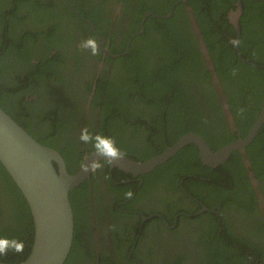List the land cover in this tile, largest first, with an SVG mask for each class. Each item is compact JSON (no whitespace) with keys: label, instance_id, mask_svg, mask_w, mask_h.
<instances>
[{"label":"trees","instance_id":"1","mask_svg":"<svg viewBox=\"0 0 264 264\" xmlns=\"http://www.w3.org/2000/svg\"><path fill=\"white\" fill-rule=\"evenodd\" d=\"M65 1L78 10L84 19L93 22L97 33L105 35L95 18L93 0ZM176 1L178 0H166L162 9H157V5L151 4L150 0H124V4L132 6L133 27L124 37L119 49H115L114 42L110 41L109 51L113 55L123 53L129 36L140 31L144 12L166 15ZM236 1L186 2L193 12L213 62L220 91L234 119L235 130L229 128L225 119L219 95L212 87L211 76L204 66L188 16L183 11V4H177L168 18L148 16L143 24V33L136 35L130 42L129 53L115 58L108 57L113 66V76L106 81L99 77L96 82L95 94L98 91V95L103 96V103L124 104L117 107L123 110L127 118L135 121L129 125L131 135L137 134L148 143L156 138L162 142L158 151L146 154L122 149L126 157L138 162L145 161L164 151L163 142L172 146L180 136L188 132L201 136L212 151L247 134L264 103V0H240L243 13L239 20L240 36L237 46L231 42L236 35L227 18L229 10L235 9ZM68 5L62 0H0V108L41 145L58 151L65 161L68 173L74 174L82 162L83 153H76V158L72 159L67 147L61 149L50 143L49 138L34 133L27 123L33 102H26L24 98L26 94H38L40 85L53 82L51 77L62 83L68 75H74V68L71 74L67 70L58 73V66L55 64L60 56L50 54L59 45L58 32L65 24L53 10L61 8L60 11L71 20H79ZM80 22L86 24L82 20ZM93 35L91 31V36L94 37ZM53 38L56 40H52ZM33 59L36 63H32ZM74 62L75 60L72 66L76 65ZM104 87H109V92ZM200 88L212 100L208 110L203 111L194 102V92ZM6 99L13 101L12 107L6 105ZM35 119V123L44 124L49 132L62 133L58 117L52 113L40 114ZM142 119H158V122L152 123V128L144 129ZM103 130H109V127L101 125L100 131ZM245 155L264 197V124L246 147ZM176 166L187 170L183 175L195 176L185 178L187 186L186 183L184 186L188 192L208 209L214 210L201 215L209 219L205 237L208 240L211 235L214 236L210 244L205 246V261L209 264H264V241L262 244L250 243L237 237V246L225 242L229 238L235 239L229 226H225L228 218L222 209L228 206H234L239 215L254 218L256 233L264 239L261 207L241 153L234 151L224 163L211 168L201 163L197 147L188 145L166 163L157 166L151 175L157 176L166 170L173 171L172 168ZM98 172L100 171L96 170L91 173L92 181ZM113 172L119 180L131 178L120 170L113 169ZM199 173L210 180L196 178ZM78 191L87 193L88 180L69 192L74 232L69 254L63 264H72L76 237L80 231L77 207L73 200L74 193ZM220 216L224 217V225H221ZM221 228L226 231V239L220 234ZM0 238L16 239L24 243L22 253L9 251L6 256H0V262L10 264L23 261L29 255L34 240L30 209L1 163ZM216 245L220 248L214 247Z\"/></svg>","mask_w":264,"mask_h":264},{"label":"flooded vegetation","instance_id":"2","mask_svg":"<svg viewBox=\"0 0 264 264\" xmlns=\"http://www.w3.org/2000/svg\"><path fill=\"white\" fill-rule=\"evenodd\" d=\"M62 1L68 5L65 0ZM165 1L150 0V3L157 5V9H162ZM93 2L95 18L105 35L97 33L94 23L84 19L70 4L68 5L71 7L70 10L78 15L79 20L76 18L71 20L67 14L60 11L61 8L53 10L65 24L63 23L58 32L59 45L51 50L50 54L60 56L55 64L58 66V73L67 70L71 74L73 68L75 72L72 76L68 75L66 81L62 83L51 77L53 82H42L44 84L40 85L38 94L24 95L26 102H33L27 123L34 133L49 138L50 143L61 149L67 147L72 159L76 158V153H83V159L86 154L94 151L90 144H83L79 140L81 129L85 127L93 134L100 133L113 138L117 136V145L133 153L146 154L149 151H158L162 143L159 139L148 143L141 136L130 134L129 125L135 121L127 118L123 110L117 107L124 104L103 103V96L98 95V91L95 94L99 77L106 81L113 76V66L108 59L113 55L109 51L110 41L114 42L115 49H119L124 37L133 27L131 23L134 17L132 6L124 4V0ZM186 2L187 0L179 3L183 4L185 14L191 9ZM80 20L89 28L81 24ZM91 31L94 37L91 36ZM135 33L133 32L127 40L129 47ZM89 38H94L98 42V54L95 56L91 55L90 49L80 47ZM125 50L120 54L123 55ZM39 52L40 50L37 51ZM74 60L76 65L72 66ZM32 63H36L35 59ZM104 89H108L109 92V87ZM214 89L216 91V87ZM217 94L219 95L218 92ZM12 102L11 99H6L7 106L12 107ZM34 102L36 109L33 108ZM194 102L203 111L212 105V100L203 88L194 92ZM46 112L58 117V126L62 127L61 134L49 132L44 124L35 123V117ZM142 120L144 129L152 128V123L158 122V119ZM101 125L104 128L109 127V130L100 131ZM162 147L165 151L168 146L163 142ZM156 168L138 175L125 173L131 178L127 177L124 180L117 179L116 173L113 172V169L117 168L108 164L93 170L100 172L95 175L93 181L88 179L87 193L78 191L73 195L80 231L76 237L72 264H209L203 257L207 248L205 246L210 244L214 236L211 235L208 240L205 237L209 219L201 215L205 212L212 213L214 210L203 211L205 204L194 198L185 188L186 176L195 177L183 175L187 170L176 166L172 168L173 171L166 170L152 176ZM202 176L203 174L199 173L196 178L210 180L209 177ZM128 184H132L130 188L124 187ZM185 185L187 186V183ZM254 191L256 195L257 193L262 195L259 182ZM128 192L132 193L130 198L126 196ZM260 207V217L264 222V197ZM222 210L228 218L225 226H229L235 237L225 242L237 246L238 237L250 243L262 244L264 239L257 233L249 234L247 231L248 225L255 224L254 218L245 214L239 215L234 206ZM198 216L200 217L197 218ZM220 221L221 225H224V217L220 216ZM223 229H220V234L226 239L228 236ZM214 247L220 248L217 245Z\"/></svg>","mask_w":264,"mask_h":264},{"label":"water","instance_id":"3","mask_svg":"<svg viewBox=\"0 0 264 264\" xmlns=\"http://www.w3.org/2000/svg\"><path fill=\"white\" fill-rule=\"evenodd\" d=\"M184 1H177L166 15H155L152 12L144 14L140 31L132 37L143 33V23L148 16L168 18L172 14L173 7ZM242 13L241 1L237 0L235 9L230 10L228 16L229 23L233 26L236 35L231 42L236 46L240 36L239 20ZM187 16L203 57L204 66L211 76L214 88L216 87V91L219 93L225 119L229 128L234 131L233 116L227 101L219 91V78L191 9L187 10ZM127 53H129V43L124 54ZM116 56L118 55H112V57ZM263 124L264 103L247 134L216 151H212L201 136L194 132H188L180 136L165 151L145 161L138 162L125 157L111 167L131 175L144 174L152 171L158 165L166 163L185 146L194 145L198 149L201 163L214 168L224 163L232 152L238 151L243 157L244 167L248 171L250 183L255 190L257 180L253 171L250 170L251 165L246 158L245 149L254 140ZM93 160L101 161L103 157L96 156L94 151L86 154L77 171L74 174L68 173L65 161L58 151L41 145L0 108V163L25 199L34 224V240L29 255L23 261L11 264L64 263L72 245L74 232V217L69 201V192L90 178L93 170L85 172L83 168ZM257 198L261 204L263 197L260 193H257ZM202 210L210 211L207 207H203ZM0 264L10 263L0 262Z\"/></svg>","mask_w":264,"mask_h":264},{"label":"clouds","instance_id":"4","mask_svg":"<svg viewBox=\"0 0 264 264\" xmlns=\"http://www.w3.org/2000/svg\"><path fill=\"white\" fill-rule=\"evenodd\" d=\"M80 47L82 49H90L91 55L93 56L98 54L99 45L94 38L87 39L80 45ZM79 140L83 144H90L96 156L103 157V160L101 161L93 160L91 163L86 164L83 168V171L85 172L99 169L103 167L105 163L111 166L122 161L126 157V153L117 145V141L113 137L104 136L100 133L93 134L86 127L81 129ZM126 196L130 198L132 193H126ZM23 249V241L0 238V256H6L9 251L22 253Z\"/></svg>","mask_w":264,"mask_h":264},{"label":"rangeland","instance_id":"5","mask_svg":"<svg viewBox=\"0 0 264 264\" xmlns=\"http://www.w3.org/2000/svg\"><path fill=\"white\" fill-rule=\"evenodd\" d=\"M247 229H248L247 231H248L249 234H256L255 224L254 223H252V226L248 225Z\"/></svg>","mask_w":264,"mask_h":264}]
</instances>
